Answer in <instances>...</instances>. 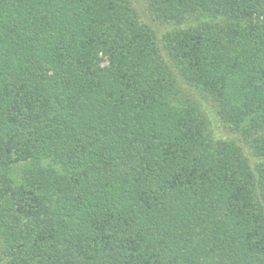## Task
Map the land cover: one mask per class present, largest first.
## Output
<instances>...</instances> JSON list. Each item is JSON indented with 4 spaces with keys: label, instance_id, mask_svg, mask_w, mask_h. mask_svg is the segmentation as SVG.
<instances>
[{
    "label": "trees",
    "instance_id": "16d2710c",
    "mask_svg": "<svg viewBox=\"0 0 264 264\" xmlns=\"http://www.w3.org/2000/svg\"><path fill=\"white\" fill-rule=\"evenodd\" d=\"M0 264H264V0H0Z\"/></svg>",
    "mask_w": 264,
    "mask_h": 264
}]
</instances>
